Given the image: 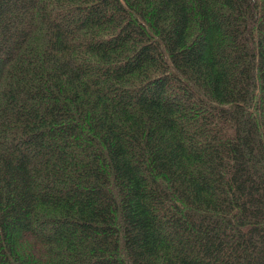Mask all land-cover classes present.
<instances>
[{
	"label": "trees",
	"instance_id": "1",
	"mask_svg": "<svg viewBox=\"0 0 264 264\" xmlns=\"http://www.w3.org/2000/svg\"><path fill=\"white\" fill-rule=\"evenodd\" d=\"M0 264H264V0H0Z\"/></svg>",
	"mask_w": 264,
	"mask_h": 264
}]
</instances>
